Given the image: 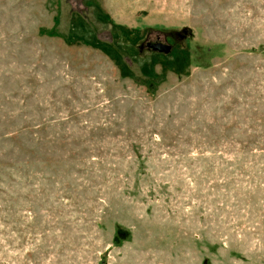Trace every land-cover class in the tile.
<instances>
[{
    "label": "rangeland",
    "instance_id": "obj_1",
    "mask_svg": "<svg viewBox=\"0 0 264 264\" xmlns=\"http://www.w3.org/2000/svg\"><path fill=\"white\" fill-rule=\"evenodd\" d=\"M254 1L0 0V264H264Z\"/></svg>",
    "mask_w": 264,
    "mask_h": 264
},
{
    "label": "flooded vegetation",
    "instance_id": "obj_2",
    "mask_svg": "<svg viewBox=\"0 0 264 264\" xmlns=\"http://www.w3.org/2000/svg\"><path fill=\"white\" fill-rule=\"evenodd\" d=\"M147 47L150 48V49H152V50H154V51H158V52H161V51L158 50V49L155 50L156 47H157V48H168V47H169L170 50L172 49L170 46L165 45V44L160 43V42H157V43H154V44H147ZM170 52H171V51H170ZM170 52H169V53H170ZM161 53H165V51H164V52H161ZM169 53H165V54H169Z\"/></svg>",
    "mask_w": 264,
    "mask_h": 264
},
{
    "label": "water",
    "instance_id": "obj_3",
    "mask_svg": "<svg viewBox=\"0 0 264 264\" xmlns=\"http://www.w3.org/2000/svg\"><path fill=\"white\" fill-rule=\"evenodd\" d=\"M160 50L161 52H164L165 51V53H169L171 50L169 49V47L168 48H157L156 47V49L155 50Z\"/></svg>",
    "mask_w": 264,
    "mask_h": 264
},
{
    "label": "crops",
    "instance_id": "obj_4",
    "mask_svg": "<svg viewBox=\"0 0 264 264\" xmlns=\"http://www.w3.org/2000/svg\"><path fill=\"white\" fill-rule=\"evenodd\" d=\"M254 2H257V0H255ZM257 6H260V4H257V3H256V4H255V7H257Z\"/></svg>",
    "mask_w": 264,
    "mask_h": 264
}]
</instances>
